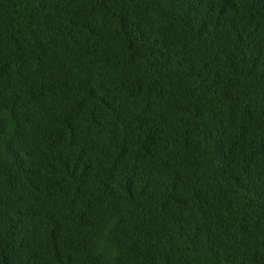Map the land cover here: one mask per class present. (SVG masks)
<instances>
[{
    "label": "trees",
    "instance_id": "1",
    "mask_svg": "<svg viewBox=\"0 0 264 264\" xmlns=\"http://www.w3.org/2000/svg\"><path fill=\"white\" fill-rule=\"evenodd\" d=\"M0 264H264V0H0Z\"/></svg>",
    "mask_w": 264,
    "mask_h": 264
}]
</instances>
